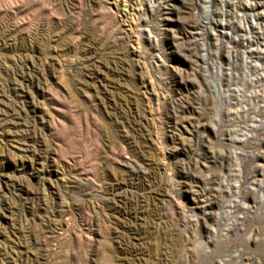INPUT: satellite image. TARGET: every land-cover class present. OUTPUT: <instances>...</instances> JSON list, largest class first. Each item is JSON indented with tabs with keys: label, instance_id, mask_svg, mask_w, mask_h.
<instances>
[{
	"label": "rangeland",
	"instance_id": "obj_1",
	"mask_svg": "<svg viewBox=\"0 0 264 264\" xmlns=\"http://www.w3.org/2000/svg\"><path fill=\"white\" fill-rule=\"evenodd\" d=\"M0 264H264V0H0Z\"/></svg>",
	"mask_w": 264,
	"mask_h": 264
},
{
	"label": "bare ground",
	"instance_id": "obj_2",
	"mask_svg": "<svg viewBox=\"0 0 264 264\" xmlns=\"http://www.w3.org/2000/svg\"><path fill=\"white\" fill-rule=\"evenodd\" d=\"M255 6L253 5V8H254ZM234 43H236V41H234Z\"/></svg>",
	"mask_w": 264,
	"mask_h": 264
}]
</instances>
